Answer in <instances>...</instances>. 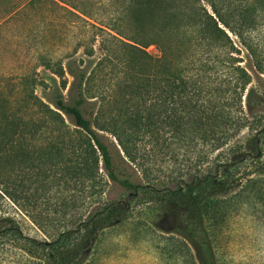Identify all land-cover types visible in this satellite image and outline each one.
<instances>
[{"label": "trees", "instance_id": "16d2710c", "mask_svg": "<svg viewBox=\"0 0 264 264\" xmlns=\"http://www.w3.org/2000/svg\"><path fill=\"white\" fill-rule=\"evenodd\" d=\"M47 1L93 34L79 44L86 59L39 58L51 83L37 75L0 77V191L19 203L29 188L20 185L23 169L53 171L64 163V181L87 190L91 210L49 245L33 247L47 250L45 264H83L103 231L127 219L130 210L129 200L91 198L103 195L108 182L128 192V199L151 190L150 183L135 184L114 166L99 132L115 137L130 163L129 144L137 136L161 134L170 144L194 143L199 149L198 174L157 193L161 214L174 220L166 232L193 249L197 264H218L213 227L238 204L261 201L264 194L259 165L252 177L237 176L244 159L259 160L263 152L264 116L256 110L263 108L264 95L247 88L252 73L264 76L257 40L264 0H103L115 6L107 22L61 0ZM150 46L156 54L149 53ZM243 52L246 66L235 56ZM113 74L116 86L107 94L103 83ZM36 87L45 91L44 99ZM245 130L251 138L243 146L235 139ZM38 140L44 142L39 148ZM225 155L233 160L221 161ZM4 235L23 239L13 219L0 217Z\"/></svg>", "mask_w": 264, "mask_h": 264}, {"label": "rangeland", "instance_id": "374dc122", "mask_svg": "<svg viewBox=\"0 0 264 264\" xmlns=\"http://www.w3.org/2000/svg\"><path fill=\"white\" fill-rule=\"evenodd\" d=\"M61 1L75 5L79 11L97 13L106 22V17L115 11L114 5L103 0ZM91 34L93 30L87 29L83 22L47 0H0V77L37 75L38 79L51 83V74L41 66L39 58L65 59L74 55V58L86 59L79 44L85 43ZM257 40L264 57V20L257 30ZM76 47L79 48L75 50ZM147 50L156 54L153 46ZM235 56L241 57V65L249 63L245 52ZM113 75L114 79L103 83L108 86L102 88L107 94L116 86V75ZM250 88L264 95V76L252 73L247 90ZM247 90L242 95L244 111ZM35 92L45 98L42 87H36ZM262 107L256 113L264 116V104ZM66 124L73 128L67 121ZM246 132L235 139L236 143L247 144L251 135ZM99 133L110 147L114 166L125 176H131L135 184L150 183L151 190H138L133 199H128V192L117 183L108 182L103 195L95 194L91 198L94 202L129 200L130 210L127 219L103 231L83 264H197L193 249L178 235L166 232L174 220L161 214L156 200L159 191L174 189L198 174L195 164L199 149L194 143L188 147L182 143L170 144L161 134L160 137L137 136L129 144L134 157V162L130 163L115 137ZM58 138H63L64 142L68 136L58 135ZM43 145V140L35 143L37 148ZM261 148V158L244 159L237 176L246 180L259 165L264 177V135ZM216 154L210 158L214 159ZM231 160L232 155L221 158V161ZM61 166L45 172L23 169L20 185L23 189L29 188L19 203L0 191V217L13 219L23 236L20 240L0 236V264H45L47 250L36 249L33 242H52L78 221L86 219L91 210L87 205V190L83 192L80 185L64 181V163ZM258 197L261 201L250 199L238 204L221 226L213 227L218 264H264V194Z\"/></svg>", "mask_w": 264, "mask_h": 264}, {"label": "water", "instance_id": "95a60500", "mask_svg": "<svg viewBox=\"0 0 264 264\" xmlns=\"http://www.w3.org/2000/svg\"><path fill=\"white\" fill-rule=\"evenodd\" d=\"M38 245H41V244H45V245H49L50 242H36Z\"/></svg>", "mask_w": 264, "mask_h": 264}]
</instances>
